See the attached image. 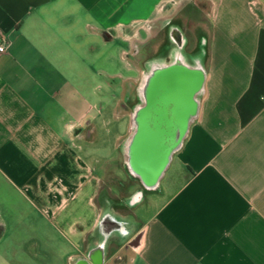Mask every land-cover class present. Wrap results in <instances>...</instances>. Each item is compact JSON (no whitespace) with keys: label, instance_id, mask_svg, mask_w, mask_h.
<instances>
[{"label":"crops","instance_id":"crops-1","mask_svg":"<svg viewBox=\"0 0 264 264\" xmlns=\"http://www.w3.org/2000/svg\"><path fill=\"white\" fill-rule=\"evenodd\" d=\"M188 3L207 21L177 16L182 0H0V264H264V0ZM179 17L206 69L174 156L183 181L104 246L124 215L82 144L99 140L102 109L119 117L158 22L161 37Z\"/></svg>","mask_w":264,"mask_h":264},{"label":"water","instance_id":"water-1","mask_svg":"<svg viewBox=\"0 0 264 264\" xmlns=\"http://www.w3.org/2000/svg\"><path fill=\"white\" fill-rule=\"evenodd\" d=\"M184 45L182 40L175 51L178 62L163 66L154 76L143 94L142 105L130 119L120 147L128 178L148 193L159 191L161 180L198 117L206 80L205 50L201 48L190 64ZM140 203L138 199L134 206ZM105 214L101 218L102 226L108 222ZM110 215L109 226L113 230L103 241L104 246L111 236L122 241L131 227L129 219L114 212ZM89 259L92 264H103V260L95 261L90 256Z\"/></svg>","mask_w":264,"mask_h":264},{"label":"rangeland","instance_id":"rangeland-1","mask_svg":"<svg viewBox=\"0 0 264 264\" xmlns=\"http://www.w3.org/2000/svg\"><path fill=\"white\" fill-rule=\"evenodd\" d=\"M181 5H184L185 7L181 8V12L178 10L179 12L176 14L177 16H180L179 13H181V15L184 17H191L193 21H207L204 18V14L192 13L189 15L187 12V8L189 6L188 0H182ZM158 29L159 22L153 29V34H155L154 40H156V38L158 39V37H155L157 35ZM149 50V46H146L141 51V54L138 55L137 59L140 65ZM135 75H137L136 72L132 73V76ZM136 78L138 79V77ZM121 94V90L116 91L115 95L117 99L121 97ZM108 100L110 101V99L106 98V105H108ZM112 104L113 101L111 98L110 105L112 106ZM117 112L119 117H117V120L114 121L112 109H102L101 115L98 118L99 140L93 145H86L85 143L82 145L85 148H90V151H92L94 154L95 159L93 161H96L94 164L101 170L99 171L102 176L101 183L103 192L107 193L106 195L110 198L114 197L117 199H122L133 194V192L138 188V183L129 179L123 169V160L120 154V147L123 139L128 133L129 117L126 114L124 108H120V110L117 109ZM103 120H109V123L104 124ZM107 131H110V134H108ZM115 134L116 136L120 137L119 141L117 139L115 140ZM182 181V174L179 172L178 164L174 157L170 167L160 182V193H147L144 202L140 204V206H137V208L133 210H128L127 208L122 209L120 210V213L125 215L129 211L130 215L135 217L136 220L139 222L143 221L148 215L151 214L159 202L160 206L164 203V201L179 187Z\"/></svg>","mask_w":264,"mask_h":264},{"label":"flooded vegetation","instance_id":"flooded-vegetation-1","mask_svg":"<svg viewBox=\"0 0 264 264\" xmlns=\"http://www.w3.org/2000/svg\"><path fill=\"white\" fill-rule=\"evenodd\" d=\"M178 31L181 32L184 36L180 37ZM200 34L201 33H199L197 29L192 28V26L186 19L180 17L177 23H175L174 25L170 24L167 29H165L164 35L161 37L159 26L157 35L155 36L158 37V39L156 38V40H154L153 38L148 43L150 50L141 62V70L138 74L137 81L131 82L128 85L126 93L124 95L122 106L129 117V122L136 109L142 105L143 94L151 85L150 83L152 82L154 76H156L158 71L161 70L163 66L174 65L176 61L178 62V56L175 51L177 50L182 40L185 41L184 54L186 55V58L188 59L190 64L192 63V58L200 51L199 44L195 45L194 42H199L201 41V39H203V36H201ZM147 193L148 192H146L138 185V188L133 192V194L128 197L117 199L114 197L110 198L103 196L102 202L104 206L106 205V203L107 205L113 206L118 212L126 208L128 210H133L131 209V207L136 204V201L138 199H141L140 204H142L145 200V197L147 196ZM155 193H160V189ZM130 216L131 215L129 211L124 215L125 218L131 220Z\"/></svg>","mask_w":264,"mask_h":264},{"label":"built area","instance_id":"built-area-1","mask_svg":"<svg viewBox=\"0 0 264 264\" xmlns=\"http://www.w3.org/2000/svg\"><path fill=\"white\" fill-rule=\"evenodd\" d=\"M8 40L3 32L0 30V55L6 53Z\"/></svg>","mask_w":264,"mask_h":264}]
</instances>
